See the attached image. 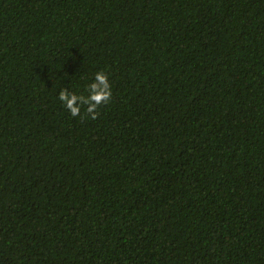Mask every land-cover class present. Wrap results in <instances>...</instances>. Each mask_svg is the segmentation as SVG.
I'll return each instance as SVG.
<instances>
[{"label": "trees", "instance_id": "1", "mask_svg": "<svg viewBox=\"0 0 264 264\" xmlns=\"http://www.w3.org/2000/svg\"><path fill=\"white\" fill-rule=\"evenodd\" d=\"M0 264H264V0H0Z\"/></svg>", "mask_w": 264, "mask_h": 264}, {"label": "clouds", "instance_id": "2", "mask_svg": "<svg viewBox=\"0 0 264 264\" xmlns=\"http://www.w3.org/2000/svg\"><path fill=\"white\" fill-rule=\"evenodd\" d=\"M85 89L87 95H77L67 88L61 89L58 98L71 116L80 115L82 108L86 106V113L95 118L97 108L111 99L112 88L109 76L103 70L96 71L92 74L90 82L85 84Z\"/></svg>", "mask_w": 264, "mask_h": 264}]
</instances>
